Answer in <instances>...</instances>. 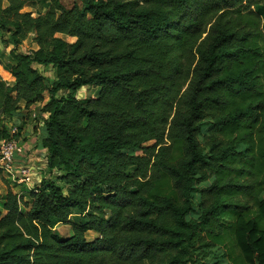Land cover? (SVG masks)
<instances>
[{
  "label": "trees",
  "instance_id": "16d2710c",
  "mask_svg": "<svg viewBox=\"0 0 264 264\" xmlns=\"http://www.w3.org/2000/svg\"><path fill=\"white\" fill-rule=\"evenodd\" d=\"M36 1L0 0L38 45L11 51L0 110L49 93L58 174L3 196L0 264H264V0Z\"/></svg>",
  "mask_w": 264,
  "mask_h": 264
},
{
  "label": "crops",
  "instance_id": "0c3cea01",
  "mask_svg": "<svg viewBox=\"0 0 264 264\" xmlns=\"http://www.w3.org/2000/svg\"><path fill=\"white\" fill-rule=\"evenodd\" d=\"M33 34L30 35V37ZM28 39L21 45H14L11 42L10 33L8 31H3L0 29V76L5 79L8 84H14V77L10 73V68L13 64L11 51L14 50L18 53L21 52V48L24 45L28 44ZM32 41V50L38 48L37 43ZM9 59L10 65H8L4 59ZM49 93H45L43 101L36 102L30 107H26L25 103H21V108L13 116L4 115L0 110V130L5 126L8 129L12 124L20 125V142L23 147V153L17 154V161L20 164L30 167L32 170L33 184H16L10 182L6 179L3 174L0 172V201H2L3 196L11 188L15 193L24 197L25 200H30V190L33 189L34 185L41 183L44 179L56 178L58 174L57 170L49 171L48 170V157L49 151L48 148L44 146L43 140L46 136L45 131V120L48 118L49 114L47 112H42L43 106L49 101ZM40 113V116H39ZM36 114V115H34ZM60 185H63L60 183ZM74 215H77V218H73ZM80 214L75 213L71 216L72 220H78ZM65 226V225H64ZM56 229H59L57 226ZM92 233L91 239L93 240L98 236L97 232L90 230L88 234Z\"/></svg>",
  "mask_w": 264,
  "mask_h": 264
},
{
  "label": "built area",
  "instance_id": "2783aa9c",
  "mask_svg": "<svg viewBox=\"0 0 264 264\" xmlns=\"http://www.w3.org/2000/svg\"><path fill=\"white\" fill-rule=\"evenodd\" d=\"M19 153H23L20 126L12 124L9 136L0 139V172L12 183L31 185L33 184L32 170L18 163L17 154Z\"/></svg>",
  "mask_w": 264,
  "mask_h": 264
},
{
  "label": "rangeland",
  "instance_id": "374dc122",
  "mask_svg": "<svg viewBox=\"0 0 264 264\" xmlns=\"http://www.w3.org/2000/svg\"><path fill=\"white\" fill-rule=\"evenodd\" d=\"M62 3L70 8L72 6H74L75 4H81V0H62ZM49 4H48V1L47 0H41V1H36V2H29L26 7L24 8L25 10L27 11H34L35 13L37 14H40L42 12H45V10L48 8ZM260 11L262 12L263 16H264V7H262L260 9ZM59 36H62L64 37L65 39H67L68 41L70 42H73L75 40L74 37H71V36H67V35H63V34H59ZM32 37L34 36H29L28 38V44L27 45H24L22 48H21V52H28V51H31L32 50ZM4 61L10 65V63L8 61H10V58L8 59H4ZM41 72L43 74H47L49 75L50 77H53V70H52V67L51 66H45V67H41L40 68ZM98 90L99 88L96 87V86H89V87H84L82 90H80L79 92V95L82 96V97H85V96H95L97 95L98 93ZM204 184H207L204 183ZM0 206H1V201H0ZM78 216L77 215H74L73 218H77ZM65 224H59L57 225L59 227V229H57V232L59 233L60 236L62 237H67V236H70L71 235V228L69 225H65ZM92 237V233L88 234V239H91Z\"/></svg>",
  "mask_w": 264,
  "mask_h": 264
},
{
  "label": "water",
  "instance_id": "95a60500",
  "mask_svg": "<svg viewBox=\"0 0 264 264\" xmlns=\"http://www.w3.org/2000/svg\"><path fill=\"white\" fill-rule=\"evenodd\" d=\"M84 88V87H83Z\"/></svg>",
  "mask_w": 264,
  "mask_h": 264
}]
</instances>
